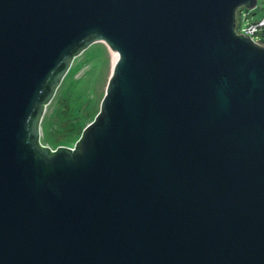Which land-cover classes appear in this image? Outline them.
I'll use <instances>...</instances> for the list:
<instances>
[{"label": "water", "instance_id": "obj_1", "mask_svg": "<svg viewBox=\"0 0 264 264\" xmlns=\"http://www.w3.org/2000/svg\"><path fill=\"white\" fill-rule=\"evenodd\" d=\"M256 0H0V264H264ZM114 52L72 147L39 122L73 57Z\"/></svg>", "mask_w": 264, "mask_h": 264}, {"label": "rangeland", "instance_id": "obj_2", "mask_svg": "<svg viewBox=\"0 0 264 264\" xmlns=\"http://www.w3.org/2000/svg\"><path fill=\"white\" fill-rule=\"evenodd\" d=\"M249 20L264 15V0H256ZM264 39V37H263ZM112 50L100 40L91 42L76 54L46 103L39 122V142L54 149L72 147L82 128L99 108L112 64Z\"/></svg>", "mask_w": 264, "mask_h": 264}, {"label": "built area", "instance_id": "obj_3", "mask_svg": "<svg viewBox=\"0 0 264 264\" xmlns=\"http://www.w3.org/2000/svg\"><path fill=\"white\" fill-rule=\"evenodd\" d=\"M255 6L256 3L254 7ZM251 9H248L244 6H240L237 8L235 13V31L237 33L248 35L252 41L258 44H263L264 15L257 19L249 20V17L254 14V12H250Z\"/></svg>", "mask_w": 264, "mask_h": 264}, {"label": "bare ground", "instance_id": "obj_4", "mask_svg": "<svg viewBox=\"0 0 264 264\" xmlns=\"http://www.w3.org/2000/svg\"><path fill=\"white\" fill-rule=\"evenodd\" d=\"M111 56H112V62H113V57H114V52L112 51V54H111Z\"/></svg>", "mask_w": 264, "mask_h": 264}]
</instances>
